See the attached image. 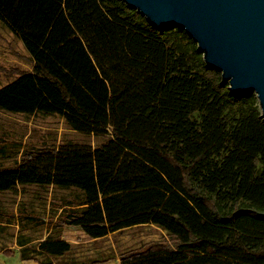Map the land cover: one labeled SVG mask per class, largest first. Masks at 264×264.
Listing matches in <instances>:
<instances>
[{
  "label": "trees",
  "instance_id": "trees-1",
  "mask_svg": "<svg viewBox=\"0 0 264 264\" xmlns=\"http://www.w3.org/2000/svg\"><path fill=\"white\" fill-rule=\"evenodd\" d=\"M0 22L32 63L0 67L15 79L0 89V112L59 117L101 140L0 134V195L77 191L48 220L19 211V222L51 228L33 248L47 261L24 260L55 264L72 249L66 230L101 239L154 225L167 236L121 253V264H264L255 94L231 93L184 30L161 33L120 0H0Z\"/></svg>",
  "mask_w": 264,
  "mask_h": 264
},
{
  "label": "rangeland",
  "instance_id": "rangeland-1",
  "mask_svg": "<svg viewBox=\"0 0 264 264\" xmlns=\"http://www.w3.org/2000/svg\"><path fill=\"white\" fill-rule=\"evenodd\" d=\"M0 67L8 69L17 67L27 71L32 69V63L23 42L15 37L2 22H0ZM14 81L15 79L7 78L0 73V89ZM194 118L198 119L199 115L195 114ZM0 134L11 135L23 142L38 141L46 136L56 137L59 143L71 141L94 147L101 142L94 135L70 129L62 118L42 115L25 117L0 112ZM76 193L75 190L65 191L53 187L49 190L29 187L26 190L0 195V212L10 215L0 223V253L10 250L18 254L12 258L6 257L10 260V264H37L35 260H24V256L47 261L44 256L35 253L33 248L49 238L51 228L47 226L36 228L31 222H19V211L34 212L48 220L54 215L55 205L57 206L61 199L71 198ZM166 236L167 233L164 230L154 225L132 228L101 239H92L80 231L66 230L60 237L72 244L71 252L64 257L54 259L53 263L121 264V253L152 241L162 240ZM58 237L54 236V238ZM17 239L18 243L30 244L20 251H13L10 248L15 245Z\"/></svg>",
  "mask_w": 264,
  "mask_h": 264
},
{
  "label": "water",
  "instance_id": "water-1",
  "mask_svg": "<svg viewBox=\"0 0 264 264\" xmlns=\"http://www.w3.org/2000/svg\"><path fill=\"white\" fill-rule=\"evenodd\" d=\"M120 1L161 33L184 30L206 66L221 72L222 85L256 95L264 121V0Z\"/></svg>",
  "mask_w": 264,
  "mask_h": 264
},
{
  "label": "crops",
  "instance_id": "crops-1",
  "mask_svg": "<svg viewBox=\"0 0 264 264\" xmlns=\"http://www.w3.org/2000/svg\"><path fill=\"white\" fill-rule=\"evenodd\" d=\"M30 243H28V242H22V243H18V239L16 240V242H15V245L13 246V247H11L10 249H12L13 251L15 250V251H20V250H22L23 248H25V247H28V245H29ZM16 254V255H15ZM18 254L17 253H13V255L12 256H10L11 258L12 257H15V256H17ZM10 258V257H8V256H6V255H4V251L2 252V253H0V264H10V260H7V258ZM15 259V258H14ZM17 261H19V260H17Z\"/></svg>",
  "mask_w": 264,
  "mask_h": 264
}]
</instances>
